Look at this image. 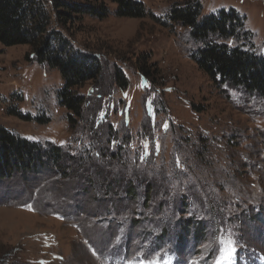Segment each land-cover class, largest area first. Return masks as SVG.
Returning <instances> with one entry per match:
<instances>
[{
	"label": "rangeland",
	"instance_id": "1",
	"mask_svg": "<svg viewBox=\"0 0 264 264\" xmlns=\"http://www.w3.org/2000/svg\"><path fill=\"white\" fill-rule=\"evenodd\" d=\"M43 1L54 17L53 0ZM138 1L157 18L174 2ZM200 1L205 14L236 10L264 55V0ZM106 4L112 12L106 20L78 18L62 30L102 68L97 82L78 90L87 98L86 115L74 131L57 102L59 71L31 63L28 46L0 43V126L71 155L88 149L101 155L85 175L72 167L66 176L44 170L0 182V264H264V213L260 221L251 218L260 201L264 207V100L215 87L192 61L198 46L186 29L119 19L116 6ZM145 62L157 73L150 82L141 76ZM12 107L49 122L21 121L8 114ZM106 110L108 122L96 127L90 117ZM109 127L120 131V141L107 144L104 156L97 142ZM125 130L134 150L124 148ZM185 133L208 139L203 172L184 170L196 158L188 153L195 137L188 143ZM142 144L146 154L139 157ZM112 155L119 158L107 159ZM130 186L135 197L126 192Z\"/></svg>",
	"mask_w": 264,
	"mask_h": 264
},
{
	"label": "trees",
	"instance_id": "2",
	"mask_svg": "<svg viewBox=\"0 0 264 264\" xmlns=\"http://www.w3.org/2000/svg\"><path fill=\"white\" fill-rule=\"evenodd\" d=\"M173 1L165 18H157L138 0H77L72 2L53 0L51 5L55 11L54 17L43 0H0V43L5 47L28 46L32 50V56L28 58L31 63L59 71L63 85L56 91V98L58 105L67 111V121L71 131L76 129L78 121H83L86 115L87 98L80 95L78 90L82 89L85 84L97 82L101 77L102 68L96 57L84 55L75 50L62 30L78 18L106 20L112 13L106 2L116 6L114 15L119 19L151 18L166 28L180 26L186 29L189 31L190 39L198 46L191 51L190 57L215 87L239 90L258 100H264V55L257 52L255 36L246 29V19L232 8L219 9L205 14L200 0ZM169 23L172 26L169 27ZM146 64L145 62V66L140 68V72L142 78L150 82L157 76V73H153ZM117 83L122 90L127 88V81L121 74L117 75ZM194 111L198 114L202 112L199 108ZM8 114L21 121L41 125L49 122L48 118H32L13 107ZM95 115L96 113H93L90 119L92 121L93 117L96 120V124L94 123L96 127L108 122L107 110ZM88 122L90 123L89 120ZM109 129L110 132H107V135L104 134L97 142V148L101 147L104 156L111 151L107 144L110 147L116 144V139L117 143L120 141L118 137L120 131L115 133L113 132L115 128L109 127ZM122 133L124 134L122 139L126 142L124 148L134 150L126 130ZM193 137L195 139L191 146L192 151L188 153L196 158L189 164L188 169L186 166L184 170L203 172L204 167L208 166L203 156L207 149L208 139L206 141L200 135L196 136L192 133L181 135V138L186 139L188 143L193 140ZM144 141H147L149 146L150 142L153 143L152 139L146 138ZM226 145L230 146L229 143ZM143 148L145 147L142 144L137 153L143 155L139 157L146 154V149ZM179 148L186 151L182 147ZM122 150L120 149V152ZM149 151L152 153L155 147H151ZM114 155L117 157V153ZM114 155L107 159H115ZM100 156L98 151L93 155L91 149L71 155L64 147L51 143L32 142L0 126V182L10 180L14 176L26 177L44 170H52L61 176H66L72 167L77 173L82 171L85 175L89 172L90 163L99 161ZM67 161L68 165H65ZM246 166L243 168L247 170ZM240 170L238 169V173ZM239 177L245 178L242 175ZM259 188L263 195L262 199H264V179H260ZM146 189L148 198L150 191L148 187ZM238 191L240 192L241 188ZM126 192L135 197L132 186L128 187ZM241 194H244L243 190ZM249 202L253 200L249 199ZM259 204L258 212L251 216L254 222L260 221L264 213L262 202L260 201ZM97 215L100 218L101 213ZM187 223L192 224L190 221ZM198 227L205 226L200 222ZM83 248L87 250L86 247Z\"/></svg>",
	"mask_w": 264,
	"mask_h": 264
},
{
	"label": "flooded vegetation",
	"instance_id": "3",
	"mask_svg": "<svg viewBox=\"0 0 264 264\" xmlns=\"http://www.w3.org/2000/svg\"><path fill=\"white\" fill-rule=\"evenodd\" d=\"M155 109L157 110V113L160 114L157 104L154 105Z\"/></svg>",
	"mask_w": 264,
	"mask_h": 264
}]
</instances>
